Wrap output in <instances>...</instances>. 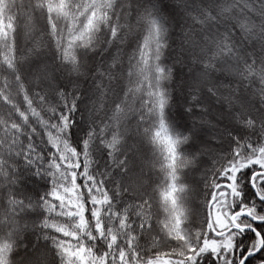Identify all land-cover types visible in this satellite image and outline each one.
Listing matches in <instances>:
<instances>
[{"label": "snow or ice", "instance_id": "obj_1", "mask_svg": "<svg viewBox=\"0 0 264 264\" xmlns=\"http://www.w3.org/2000/svg\"><path fill=\"white\" fill-rule=\"evenodd\" d=\"M0 264H264V0H0Z\"/></svg>", "mask_w": 264, "mask_h": 264}]
</instances>
